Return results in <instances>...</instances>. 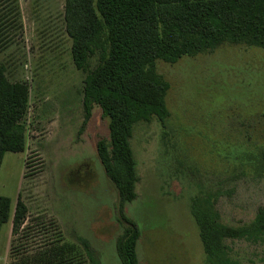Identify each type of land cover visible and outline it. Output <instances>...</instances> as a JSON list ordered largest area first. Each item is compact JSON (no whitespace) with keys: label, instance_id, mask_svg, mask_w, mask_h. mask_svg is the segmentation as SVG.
<instances>
[{"label":"rangeland","instance_id":"rangeland-1","mask_svg":"<svg viewBox=\"0 0 264 264\" xmlns=\"http://www.w3.org/2000/svg\"><path fill=\"white\" fill-rule=\"evenodd\" d=\"M64 4L0 0V64L9 81L28 87L24 149L6 152L0 164V195L10 199L0 264L36 251L53 234V223L68 264H93L80 240L88 242L95 264H120L118 196L96 152L98 140L109 141L108 120L97 105L84 117L86 73L71 58ZM253 9L264 24V0ZM159 28L198 49L175 62L143 60V73L167 86V115L133 129L136 195L123 210L140 230L139 264H208L193 201L216 197L220 223L232 227L250 223L264 208V44L244 31L214 41L177 22ZM97 62L96 53L88 68ZM18 198L27 207L23 230L31 231L13 238ZM226 243L230 264H264L262 242Z\"/></svg>","mask_w":264,"mask_h":264},{"label":"trees","instance_id":"trees-1","mask_svg":"<svg viewBox=\"0 0 264 264\" xmlns=\"http://www.w3.org/2000/svg\"><path fill=\"white\" fill-rule=\"evenodd\" d=\"M258 1L65 0V31L71 40V58L75 67L86 73L81 99L84 117L88 118L92 107L97 105L108 120L109 141L98 140L96 152L118 196L116 214L122 231L115 249L120 264H139L140 230L123 210V205L136 195L137 176L130 138L139 122H149L153 117L164 119L167 115L164 103L167 86L143 73V60L162 58L175 62L198 47L190 40L180 45L176 36L161 32L159 26L181 23L194 35L214 41H222L228 32L244 31L261 46L264 24L250 14ZM96 53L98 62L90 69L88 63ZM27 110V85L9 81L0 64V164L6 152L23 151V119ZM215 200L216 197L211 201L204 197L195 199L191 207L208 264L232 263L226 240L264 244V208L257 209L250 223L232 227L220 223L213 208ZM9 212L10 199L0 195V228L8 220ZM26 220L27 207L18 198L12 215L13 238L20 234L27 236L29 227L23 230ZM52 226L53 234L42 240L36 251L26 253L14 264H68L60 231L55 223ZM79 244L88 260L95 264L88 242L80 240ZM14 248L12 239L11 251Z\"/></svg>","mask_w":264,"mask_h":264}]
</instances>
